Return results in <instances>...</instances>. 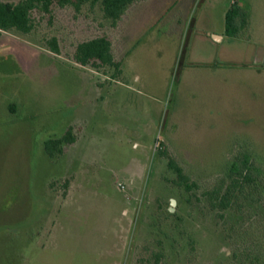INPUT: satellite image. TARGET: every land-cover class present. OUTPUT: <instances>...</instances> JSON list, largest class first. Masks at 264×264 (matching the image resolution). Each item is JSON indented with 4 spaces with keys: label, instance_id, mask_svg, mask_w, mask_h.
I'll use <instances>...</instances> for the list:
<instances>
[{
    "label": "rangeland",
    "instance_id": "374dc122",
    "mask_svg": "<svg viewBox=\"0 0 264 264\" xmlns=\"http://www.w3.org/2000/svg\"><path fill=\"white\" fill-rule=\"evenodd\" d=\"M235 1L248 25L230 36ZM33 21L0 30V264H264V204L203 195L239 147L264 167V0H140L116 27L99 4ZM97 35L121 74L74 60ZM69 126L76 141L49 157ZM170 158L197 188L175 184Z\"/></svg>",
    "mask_w": 264,
    "mask_h": 264
},
{
    "label": "trees",
    "instance_id": "16d2710c",
    "mask_svg": "<svg viewBox=\"0 0 264 264\" xmlns=\"http://www.w3.org/2000/svg\"><path fill=\"white\" fill-rule=\"evenodd\" d=\"M138 1L140 0H18L16 2L0 0V30L28 34L34 27L33 12L38 11L51 15L55 6H72L76 11H80L85 4L91 6L99 4L104 18L112 27H116L128 9ZM247 25V12L235 1L226 14V33L235 36ZM49 43L52 51L60 52L56 37ZM73 54L74 60L81 65L112 68L115 71L114 77L123 71L122 62L116 57L113 41L108 35H97L80 41ZM75 141L74 128L69 126L62 136L47 139L44 142V148L48 156L54 158L64 152L65 145ZM244 148L239 147L234 150L233 154L236 156L231 161L227 173L203 193L212 209L226 211L236 210L235 208L239 207L241 210L246 205L264 204V167L256 164L253 153ZM168 167L176 176L175 184L188 191L198 187L197 182L192 180L183 166L174 158L169 159ZM263 239L264 235L261 233L254 239L256 249L260 254L255 259L264 258V244L260 242ZM161 256V253H155L156 264L160 262Z\"/></svg>",
    "mask_w": 264,
    "mask_h": 264
},
{
    "label": "water",
    "instance_id": "95a60500",
    "mask_svg": "<svg viewBox=\"0 0 264 264\" xmlns=\"http://www.w3.org/2000/svg\"><path fill=\"white\" fill-rule=\"evenodd\" d=\"M216 38H220L218 35H214ZM170 203H171V207H170V210L171 211H174V206L176 205V199H174V198H172L171 199V201H170Z\"/></svg>",
    "mask_w": 264,
    "mask_h": 264
},
{
    "label": "crops",
    "instance_id": "0c3cea01",
    "mask_svg": "<svg viewBox=\"0 0 264 264\" xmlns=\"http://www.w3.org/2000/svg\"><path fill=\"white\" fill-rule=\"evenodd\" d=\"M219 36V35H218ZM220 38H221V40L223 39V37L222 36H219Z\"/></svg>",
    "mask_w": 264,
    "mask_h": 264
}]
</instances>
